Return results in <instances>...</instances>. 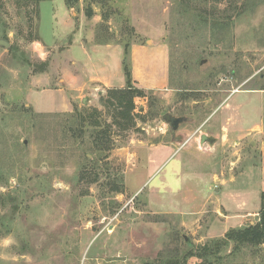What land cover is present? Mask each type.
Wrapping results in <instances>:
<instances>
[{"label":"rangeland","instance_id":"rangeland-1","mask_svg":"<svg viewBox=\"0 0 264 264\" xmlns=\"http://www.w3.org/2000/svg\"><path fill=\"white\" fill-rule=\"evenodd\" d=\"M179 3L79 0L68 10L67 0H0V39L10 43L0 45V264H207L188 254L258 221L264 0L207 5L224 18L223 10L246 9L229 30L214 31ZM94 32L97 43L121 45L123 60L127 43L169 49V91L137 97L127 129L103 104L112 87L86 92L85 103L67 90ZM166 113L186 118L174 133ZM223 120L235 143L194 149L178 134L203 124L220 135L213 126ZM95 121L108 132L109 151L94 147ZM170 142L183 146L172 155L154 148ZM220 255L210 263L264 264V244L236 250L231 242Z\"/></svg>","mask_w":264,"mask_h":264},{"label":"crops","instance_id":"crops-1","mask_svg":"<svg viewBox=\"0 0 264 264\" xmlns=\"http://www.w3.org/2000/svg\"><path fill=\"white\" fill-rule=\"evenodd\" d=\"M71 8L68 10H72ZM92 38L86 45H81L84 56V59L82 58L81 61H85V63L81 64L78 68L74 67L69 72L67 84L71 87L61 89L74 90L81 95L78 96L81 99H84L85 96L83 94L86 92L89 93L91 90L99 91L100 87L124 88L126 86V76L123 68V47L109 42L97 43L95 41V32ZM129 49L131 51L130 59L135 86L146 91L168 92L170 77L169 49L165 42L153 40L152 44L132 43L129 45ZM77 62L74 58L71 60L74 66H78ZM151 62L154 65V69L150 67ZM61 80L65 82V79L61 78ZM64 91L66 92V90ZM226 123L227 121L223 120L220 125L213 126L220 131V135L203 132V124L195 126L192 130L194 132L192 136H190L191 134L188 131L183 130V126L180 127L178 134L185 137V139L190 137L186 143L187 145H193L194 149L203 148L200 142L202 134L213 136L215 138L213 148H219V144L225 145L226 142L230 143V138L232 139V143L236 142ZM182 146L170 142L169 144L154 146V148H168L171 151L169 155H172L175 152L174 147Z\"/></svg>","mask_w":264,"mask_h":264},{"label":"trees","instance_id":"trees-1","mask_svg":"<svg viewBox=\"0 0 264 264\" xmlns=\"http://www.w3.org/2000/svg\"><path fill=\"white\" fill-rule=\"evenodd\" d=\"M42 1V0H39ZM79 2V0H67V5L69 8L74 7ZM228 2V3H227ZM220 3H227L226 5L237 4V0H180L179 12L183 13H193L195 18L199 20L203 26L207 27L209 30L214 31L215 29H226L229 30L230 24L235 22L238 16L242 15L243 12L246 11L245 6L234 8L233 12L236 14L232 15L227 13L228 9L223 10V14H225L226 18L223 16H219L214 11L207 13V5H211L213 9L219 6ZM191 4L196 5V7H200V11H192ZM186 7V8H183ZM203 8L204 12L202 11ZM92 9L89 10V15H92ZM229 14V15H228ZM125 57L123 60V68L126 76V86L124 88H112L108 90V94L105 98L102 99L103 104L106 107L113 108L114 111V120L116 124L123 128L127 129L131 126H134V110L136 108L135 99L137 97L146 96V90L141 89L135 86L134 81L131 76V63L128 58V46L126 45ZM67 118H72V113L65 114ZM93 127V142L94 147L97 151L104 152L109 151L112 148L111 141L106 139L108 137V132L104 128H102L101 121H95L92 124ZM70 131L71 129L66 126ZM87 160H91L88 156ZM86 174V173H85ZM96 179H92L90 182H96ZM119 192H123L122 190H118ZM231 242L234 243V248L238 250L239 248L244 247L245 245H252L253 247L264 244V192L262 193V207L259 211L258 221L254 224H248L241 228H232L224 235V237L219 238L217 240L211 241L212 244H205L199 247V249L190 251L188 254V258L190 257H200L204 258L205 262L208 260L207 264L210 263V258L212 256L220 257V253L223 248L227 247ZM168 264H180L178 261L169 262ZM185 264H188L186 261ZM205 264V263H198Z\"/></svg>","mask_w":264,"mask_h":264},{"label":"water","instance_id":"water-1","mask_svg":"<svg viewBox=\"0 0 264 264\" xmlns=\"http://www.w3.org/2000/svg\"><path fill=\"white\" fill-rule=\"evenodd\" d=\"M0 45H3L5 47H8L10 45L9 41L6 39H0ZM206 62L205 60L202 61V63ZM84 103L86 102V97H84ZM163 119L172 127V132L174 133L179 126L185 122V117L183 116H175L171 113H166L163 115ZM215 141V138L213 136H209L207 134H202L200 138V142L203 145L205 142L213 143Z\"/></svg>","mask_w":264,"mask_h":264},{"label":"flooded vegetation","instance_id":"flooded-vegetation-1","mask_svg":"<svg viewBox=\"0 0 264 264\" xmlns=\"http://www.w3.org/2000/svg\"><path fill=\"white\" fill-rule=\"evenodd\" d=\"M171 126V125H170ZM172 128V127H171Z\"/></svg>","mask_w":264,"mask_h":264}]
</instances>
